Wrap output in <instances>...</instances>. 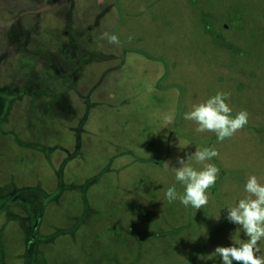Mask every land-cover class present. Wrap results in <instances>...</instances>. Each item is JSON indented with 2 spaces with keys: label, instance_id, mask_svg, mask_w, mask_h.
Returning a JSON list of instances; mask_svg holds the SVG:
<instances>
[{
  "label": "rangeland",
  "instance_id": "rangeland-1",
  "mask_svg": "<svg viewBox=\"0 0 264 264\" xmlns=\"http://www.w3.org/2000/svg\"><path fill=\"white\" fill-rule=\"evenodd\" d=\"M15 44L37 53L34 77L20 82ZM73 49L118 60L52 67L46 57ZM221 73L231 115L249 118L219 144L224 164L240 169L237 186L214 188L224 205L214 218L165 193L183 194L177 157L217 145L184 114L219 91ZM0 85L15 98L7 128L33 142L0 154L17 156L18 173L0 180V264H222L215 248L247 239L227 207L247 195L249 176L264 183V0H0Z\"/></svg>",
  "mask_w": 264,
  "mask_h": 264
},
{
  "label": "clouds",
  "instance_id": "clouds-1",
  "mask_svg": "<svg viewBox=\"0 0 264 264\" xmlns=\"http://www.w3.org/2000/svg\"><path fill=\"white\" fill-rule=\"evenodd\" d=\"M110 43H118V37L105 34ZM230 94L217 92L214 96L192 106V110L184 114V119L193 121L199 133L214 132L219 141L231 138L248 123L249 113L240 111L233 117L232 108L226 101ZM219 152L214 148H196L187 159L177 157L179 167H172L175 180L183 186L180 195L175 185L166 190L165 197L171 203L179 200L185 207L196 210L203 209L209 202L208 189L212 188L220 174V169L213 163H208ZM202 165L198 170L192 162ZM247 195L234 206L227 207V219L238 225L247 237L246 240L233 243L232 246L215 248L213 254L221 257L222 264H264L259 242L264 240V183L255 175L248 177L245 184Z\"/></svg>",
  "mask_w": 264,
  "mask_h": 264
},
{
  "label": "crops",
  "instance_id": "crops-1",
  "mask_svg": "<svg viewBox=\"0 0 264 264\" xmlns=\"http://www.w3.org/2000/svg\"><path fill=\"white\" fill-rule=\"evenodd\" d=\"M61 1L64 2V1H68V0H61ZM58 52H59V50H57V51H53L52 50V51H50V53L48 55H46L47 59L51 60L50 65H52V67H55V65L57 66L56 62H61L64 65H66V64L69 65V60L70 59L78 58L79 56L81 58L84 57V60H83L84 63H88L89 64V66H87V68L90 67L93 64H96V63L110 62V64H111L112 61H117L118 60V56H116V55H110V57L108 56L106 58V57H104V55L101 52L97 53L96 51H94L96 55H93V53L87 52V51L80 54V52L79 53H77L78 51L76 52V49L75 50L73 49V51H71V55H69V56L66 55V54L65 55L58 54ZM52 60H54L55 62H53ZM36 61H37V53H36L35 49H31L30 45H24V44H15V45H13L12 70L14 71V75H13L14 80L16 79L18 82H20V78L21 77H34V74L36 72V66H35L36 65ZM46 63L49 64L48 61H46ZM116 63L117 62H115V64ZM117 65L118 64H116V66ZM80 69H81V67H80ZM78 71H81V70H78ZM219 80H221V83L217 82ZM25 82L26 83H33V82H35V80H26ZM178 82H180V83L182 82L181 78H179ZM214 83L218 84V85H216V87H218L219 91L218 90L215 91V93L213 95H215L217 92H221V91L222 92H226L227 89L224 86V84H227V82L223 78L222 73H221V77H216V80H214ZM240 83H242V82H240ZM6 86H9V85H5V87H4V85H0V91L9 90L8 87H6ZM175 90L176 89L173 88V91H175ZM108 97L110 99H113L114 96H113V94H111V95H108ZM229 100L230 99H228L226 101V103L228 102V104H229ZM10 116H11V110H9L5 121L0 124V154L3 151L2 149H6L4 151L6 156H12L13 154L16 153V151H17V154L19 155L20 152H18V151H21V153H24L25 151H28V148H31L33 146L32 145V143H33L32 140L30 139L29 136L24 135L23 131H21L19 129L17 130L16 128L13 127L14 129L17 130L16 132L18 133V135L17 136L12 135V131L10 132V129L7 128V124L9 123ZM28 131H29V129H28ZM68 133H71V131L68 132ZM71 137L73 139V135ZM211 137H217V136L215 134H213ZM213 139H217L218 140V138H213ZM207 140H201V141H202V143H205V145H207L206 144ZM217 140L214 141L215 143L213 142V144H217V145L212 146V148L216 149L219 152V156L218 157H213L210 161H208V163L215 164L220 169V174H219V176H218V178L216 180L215 185L212 188L208 189L207 194L209 195V202H208V204L206 206L207 208H205V210H207V209L209 210L208 212H210L213 215L214 218H218L220 216L219 215V212H220L219 208H223L224 207L223 203H221L220 200H216L218 195L215 194L214 188L216 190L217 189L216 187L219 184L220 185H219L218 189H221V187L234 186L236 184L235 181L237 179V169L238 170L240 169V165H238L237 169H236V165L234 166V168H232L231 167L232 164H228V165L224 164V160L223 159L225 157L223 158V157L220 156L221 151H220V145H219V144H223L224 145V143H223L224 141H222V142L220 141L221 142L220 143ZM79 144H80V146H82V145H84V142L79 140ZM74 146H75V140L74 141L73 140L69 141V143L65 145V147L67 149L73 148ZM43 147H45V148L43 149L42 153L47 158V157H49L48 156V148H49V152L52 153L51 145L48 144V145H45ZM196 147L202 149V146H196ZM30 152H31V150H30ZM32 152H33V154H38L34 150H32ZM16 161H17V156L15 158L14 157L13 158L7 157V159L5 157H1L0 156V180H2L4 175H8V177H6V179H13L15 177V175L18 174L16 171H14L15 168H13V165L15 164ZM23 163H26L27 165H30V161H28V160H24ZM1 164L5 167V169L1 168ZM7 165H9V167H7ZM18 165H21V163L18 164ZM221 167L225 168L227 172L226 173L223 172ZM18 168L19 167H16V169H18ZM263 175H264V173H263ZM262 180H264V179H262ZM235 186H237V184ZM231 188H229V189H231ZM76 192H77V195L80 197V200H81L80 204L82 206L81 207L82 208V212L80 213V217L85 218V215L87 213V212H85V208L87 207V202L85 201L82 192L80 193L79 190H77ZM4 194H5L4 192L0 193V196L4 195ZM237 196H239V195H237ZM212 197H213V199L215 198V200H213ZM212 202H214L215 209L213 208V203ZM56 203H57V201L53 202L52 204H49L47 208L49 209L50 205L51 206L57 205ZM80 204L78 206H80ZM193 209L194 208H192L191 210H193ZM213 220L214 219H211L210 222L214 223ZM79 225L82 226L84 224L81 222ZM69 228H70V226L67 229H69Z\"/></svg>",
  "mask_w": 264,
  "mask_h": 264
},
{
  "label": "trees",
  "instance_id": "trees-1",
  "mask_svg": "<svg viewBox=\"0 0 264 264\" xmlns=\"http://www.w3.org/2000/svg\"><path fill=\"white\" fill-rule=\"evenodd\" d=\"M15 98L10 95L8 92L4 91H0V124L2 122L5 121L7 115H8V112L10 110V103L14 100ZM63 191V187H59V190H58V195ZM56 200V199H55ZM55 200H51L52 202L55 201ZM49 201V203L51 202ZM40 218H36V220L38 221ZM33 224H38V223H33ZM37 227V225H36ZM31 263V262H30Z\"/></svg>",
  "mask_w": 264,
  "mask_h": 264
},
{
  "label": "flooded vegetation",
  "instance_id": "flooded-vegetation-1",
  "mask_svg": "<svg viewBox=\"0 0 264 264\" xmlns=\"http://www.w3.org/2000/svg\"><path fill=\"white\" fill-rule=\"evenodd\" d=\"M22 192H24V191H22Z\"/></svg>",
  "mask_w": 264,
  "mask_h": 264
}]
</instances>
